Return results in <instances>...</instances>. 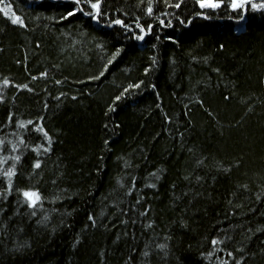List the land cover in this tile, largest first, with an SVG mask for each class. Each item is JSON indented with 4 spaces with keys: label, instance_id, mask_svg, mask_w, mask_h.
<instances>
[{
    "label": "trees",
    "instance_id": "obj_1",
    "mask_svg": "<svg viewBox=\"0 0 264 264\" xmlns=\"http://www.w3.org/2000/svg\"><path fill=\"white\" fill-rule=\"evenodd\" d=\"M137 3L105 0L106 10L129 24L136 15L141 23L148 19ZM9 4L27 27L0 13L4 154L20 136L36 145L19 128L29 120L43 123L54 143L37 185L45 211L12 221L0 236V264H125L129 254L139 264L143 245L164 242L165 235L172 236L173 264H264V231H256L264 228V15L250 13L237 24L228 18L236 13L200 10L195 0H184L180 10L154 0V13H171L160 18L173 27L153 20V34L137 42L123 29L87 18L61 21L71 4L0 0V8ZM176 14L191 25H181ZM117 47L124 50L105 76L90 80ZM30 158L17 178L21 188L29 186L24 175ZM198 160L204 165L198 167ZM43 214L51 217L47 227L36 224ZM25 240L31 247L13 254ZM240 247L244 252L236 251Z\"/></svg>",
    "mask_w": 264,
    "mask_h": 264
},
{
    "label": "snow or ice",
    "instance_id": "obj_2",
    "mask_svg": "<svg viewBox=\"0 0 264 264\" xmlns=\"http://www.w3.org/2000/svg\"><path fill=\"white\" fill-rule=\"evenodd\" d=\"M29 2H33V0H29ZM35 2L42 4L44 0H35ZM53 3H65L71 4V7L66 8L64 13L60 16V20H68L69 18L77 17L81 20L87 18L89 22H95L97 25H102L103 27L107 28H116L123 29V35L128 40H135L137 42H145L147 36L153 34L154 27L158 26L160 28H172L173 24L171 20L161 19L160 16L167 17L168 15H172L168 12H161L159 15L154 13V0H147V4L145 6V0H138L136 4L137 9H144V16L148 19L141 23L140 21L143 19L141 15H136L134 17V23L129 24L126 23L125 19L116 18L114 15L110 14L106 10L105 0H53ZM164 3L169 8H175L180 10L184 3V0H176L175 3H169V0H164ZM195 5L198 6L200 10H210L212 12H216L217 10L224 9L228 13H236L237 15L233 17L229 15V19H235L237 24H244L247 22L246 18L250 13L256 14L259 13L264 15V0H195ZM0 13H3L4 17H6L12 25H18L20 27L26 28L27 24L24 22V19L18 15L9 4L6 8H0ZM124 16H127L128 13H123ZM197 16H202L203 19H211L212 17L208 14H205L203 11L196 12ZM39 19V17H37ZM49 19H55V17H49ZM175 19L181 25H191L192 21L182 19L178 14L175 15ZM106 20V23L102 24V21ZM155 20L157 24H154L152 21ZM157 41H159L160 37L157 35L155 37ZM172 43H178V41L174 37H169ZM39 46V45H37ZM156 47V45H152ZM97 47L101 50H104L105 45L104 43L97 44ZM223 45H220L221 50L223 49ZM122 47H117L116 50L112 53L110 58L107 59L106 63L103 65L102 70L95 76L89 77L90 80H100L108 71V66L113 64V62L121 55L123 52ZM104 59V57H101ZM153 64L156 63V57L153 56L152 58ZM150 69H145V75H147ZM217 72L219 69L216 70ZM43 75H47V73H43ZM36 79V77H33ZM10 82L6 79L4 80V84L8 85ZM60 83V81H57ZM143 81L140 83L129 85L128 88L123 90L121 95H117L115 100L118 102L121 100L122 95L124 93H128L131 89L140 88ZM17 87H21L17 85ZM24 88H27L28 91H32L31 88H28L27 85H23ZM155 88V85H153ZM59 99V98H57ZM76 99V97H73ZM225 99H230V97H225ZM2 99H0V103H2ZM114 107H109L108 111H114ZM251 110V109H249ZM12 116L8 117L9 124L12 123ZM41 121L43 117L39 118ZM170 122V121H169ZM31 125L32 127L29 128L28 126ZM118 127V125H117ZM19 128L24 129L25 133L30 139H34L37 141L36 145L33 147L29 145L28 139L25 136H20L17 143H12L9 141L8 143L11 144V152L8 154L6 153L7 146L5 140L0 139V236H4L7 234V229L9 225L12 224V221L16 217H28L29 219L37 217L38 214L44 213V201L45 197L43 196L40 188L37 185L44 180L43 175V166L48 158H50L52 154V147H53V137L50 135L49 131L44 127L43 123H37L35 121L29 120L25 124L21 122L19 124ZM107 128V125H105ZM35 136H32V134ZM16 135V133H13ZM107 144L108 141H105ZM21 146H24V151H21ZM11 153H16L15 155ZM34 154V155H31ZM31 156L30 160L27 161L29 171L24 175V179L28 181L29 186L21 188L17 185V178L20 175V170L24 167L25 164V157ZM11 162V163H9ZM3 165H8V167H3ZM204 161L198 160L197 166H203ZM59 167V165H57ZM150 175L156 177V179H160V177L156 173H150ZM63 176V173L60 176L55 177L51 180L53 185L57 184V180ZM188 179V177H185ZM202 177H197L199 181ZM123 186V185H121ZM133 188L135 187V180L133 179L132 185ZM150 187L155 188V184L149 185ZM175 187V185H173ZM246 187V186H245ZM66 191V189H65ZM125 195H132L131 191H126ZM15 197L14 204L10 203L9 197ZM52 203L55 200L50 201ZM140 201L137 200V204ZM9 207H12L11 214H8ZM21 209H24L21 212ZM147 212H142L141 215L147 216ZM88 219L92 222V226H95V218L89 216ZM51 217L47 214H43L40 216L39 219L36 220V224L47 227L48 223L50 222ZM126 223V222H125ZM135 223V221H133ZM148 228H153V223L148 224ZM19 232H23V227H18L17 229ZM55 231V229H53ZM251 232L252 229H249ZM256 231H264V228H258ZM135 239V237H133ZM172 240L171 235L164 236V242H158L152 244L151 242L145 243L143 245L142 251L139 253V264H173L174 251L173 247L170 245V241ZM119 241V237H117V242ZM2 242V241H0ZM222 243V241H219ZM213 245L218 243L217 240L213 239L211 241ZM31 244L25 240L22 243H17L16 246L11 249L13 254H23L24 249L30 248ZM244 248L240 247L237 248L236 251L244 252ZM264 254V253H261ZM229 256H233V253L230 251L228 252ZM254 255V254H253ZM125 264H137V256L133 254H129L127 259L125 260ZM227 264V262H225ZM237 264H242V261H237Z\"/></svg>",
    "mask_w": 264,
    "mask_h": 264
},
{
    "label": "rangeland",
    "instance_id": "obj_3",
    "mask_svg": "<svg viewBox=\"0 0 264 264\" xmlns=\"http://www.w3.org/2000/svg\"><path fill=\"white\" fill-rule=\"evenodd\" d=\"M94 23V22H93Z\"/></svg>",
    "mask_w": 264,
    "mask_h": 264
}]
</instances>
